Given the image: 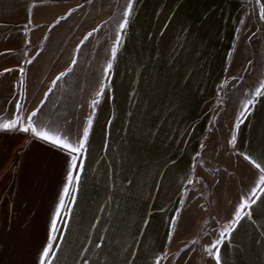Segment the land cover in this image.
I'll list each match as a JSON object with an SVG mask.
<instances>
[{"label": "crops", "instance_id": "0c3cea01", "mask_svg": "<svg viewBox=\"0 0 264 264\" xmlns=\"http://www.w3.org/2000/svg\"><path fill=\"white\" fill-rule=\"evenodd\" d=\"M132 4L113 59L126 0H0V117L72 141L92 119L56 231L72 156L0 130V264H40L50 235L51 264H215L241 197L257 202L222 264H264V96L234 128L264 79V0Z\"/></svg>", "mask_w": 264, "mask_h": 264}, {"label": "snow or ice", "instance_id": "6c2138e0", "mask_svg": "<svg viewBox=\"0 0 264 264\" xmlns=\"http://www.w3.org/2000/svg\"><path fill=\"white\" fill-rule=\"evenodd\" d=\"M257 2H262V0H257ZM133 8L132 0H126V10L123 12V15L121 17V21L118 24V29L119 31L117 32L114 40L115 44L111 48V57L115 59L119 46L122 44V34L125 31L129 19H130V13ZM264 18V17H262ZM95 31V30H94ZM92 35V33H89V36ZM87 39V37H86ZM34 59V58H33ZM31 60H28L27 63H31ZM77 61L73 59L72 63L75 64ZM112 63L108 62L106 68L104 69V75L106 78L109 77L110 70L112 69ZM71 69H69L70 71ZM10 71V70H9ZM21 72H23V69H21ZM66 73L62 72L60 73L55 80L53 81V84L55 85L57 81H60ZM106 87V86H105ZM105 87H101V89L98 91L97 96H100L101 94L104 93ZM47 95V94H46ZM260 96H264V79L261 80V83L259 86H257L254 89V95L250 96L247 99L246 103L242 104V110L240 111L237 120L238 123L234 125V128L238 129L239 125L244 122L245 119H247V116L251 114L252 109L255 106V101L257 98ZM99 103V100H94L93 101V108L96 104ZM21 106L17 104V109H19ZM36 112H33L31 116H29L27 119L31 123H35L33 118L36 116ZM21 121L19 118L16 120H12L11 122H4V118L0 117V130H18V131H23V132H31L34 138L39 139L42 142L48 143L52 146H55L59 148L60 150L67 151L71 156V161H70V167L69 171L67 174V181H66V186L63 189V194L60 198L59 201V206L56 208L55 213H54V218L51 222V227L52 231L57 230V223L58 219L61 215V209L64 207V201H65V196L68 195L70 187L74 183H78L80 176H79V171H76L75 175H73V170L81 168L83 165V160L81 158L82 153L85 150L86 146V141L89 135V129L92 125V119L89 118L87 121V126L83 129V134L82 137H78L76 141H72L70 137H68L66 134H61L57 130L48 128L47 125H37V127L33 128L31 126V123H28V126L25 127H19V124ZM39 129H47V131L39 130ZM235 134H233L232 141L235 140ZM230 141V143H232ZM75 145V146H74ZM246 160L250 159L248 155H245L244 157ZM79 159V165L77 164V160ZM256 167L261 170L262 173H264V166L261 164L257 163ZM264 179V177H262ZM253 195L256 192V188H253L252 190ZM72 199H75L74 194L72 195ZM257 202L256 199H252L251 197L245 198L241 197V200L239 204L236 206V210L233 213L229 225L226 226L222 231L219 232V235L216 239H214L210 245L205 249L209 256H211L215 264H222V259H221V248L225 242V240H230L231 239V234L236 230L238 227L239 223L245 218V217H251L252 214V206L255 205ZM244 213V215H241V213ZM66 215V213H65ZM173 222H175V218H173ZM169 236L171 238V233H169ZM55 239L50 235L49 241L50 243L43 249L41 258H40V264H51V262L47 259L50 254L55 255L54 252H51L50 250L52 249V244L51 241ZM195 243V241H193ZM96 247H100V245H96ZM183 251V249H181ZM157 264H159V261H157Z\"/></svg>", "mask_w": 264, "mask_h": 264}, {"label": "rangeland", "instance_id": "374dc122", "mask_svg": "<svg viewBox=\"0 0 264 264\" xmlns=\"http://www.w3.org/2000/svg\"><path fill=\"white\" fill-rule=\"evenodd\" d=\"M220 113L221 114L216 119L215 125L217 124V120L220 118V120H221L220 122H222L223 127L216 128V129H215V127L212 128L210 131V135L208 137L209 140L213 139L214 142H216V141L220 142L221 141L223 145H219L218 147L224 146V143H223L224 142L223 141V139H224V137H223L224 136V110H221Z\"/></svg>", "mask_w": 264, "mask_h": 264}, {"label": "trees", "instance_id": "16d2710c", "mask_svg": "<svg viewBox=\"0 0 264 264\" xmlns=\"http://www.w3.org/2000/svg\"><path fill=\"white\" fill-rule=\"evenodd\" d=\"M206 202H208V201H206ZM207 205V207H209V204H206Z\"/></svg>", "mask_w": 264, "mask_h": 264}]
</instances>
